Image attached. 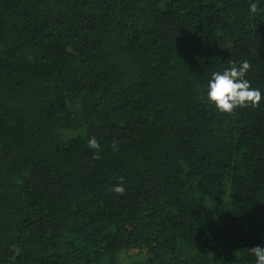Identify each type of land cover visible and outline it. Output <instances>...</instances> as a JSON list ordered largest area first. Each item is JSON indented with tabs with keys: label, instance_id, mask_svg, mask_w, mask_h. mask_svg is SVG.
<instances>
[{
	"label": "trees",
	"instance_id": "16d2710c",
	"mask_svg": "<svg viewBox=\"0 0 264 264\" xmlns=\"http://www.w3.org/2000/svg\"><path fill=\"white\" fill-rule=\"evenodd\" d=\"M251 2L0 0V264H252L264 99L204 91L247 60L264 93Z\"/></svg>",
	"mask_w": 264,
	"mask_h": 264
},
{
	"label": "clouds",
	"instance_id": "9594fccd",
	"mask_svg": "<svg viewBox=\"0 0 264 264\" xmlns=\"http://www.w3.org/2000/svg\"><path fill=\"white\" fill-rule=\"evenodd\" d=\"M260 4H264V0H253L249 4L248 12L250 17L261 14ZM251 68V64L244 60L238 65L230 63V66L221 70L214 71L210 74L205 85V98L217 112L230 114L237 107H247L249 105L255 107L264 99V93L261 89L251 87L246 74ZM90 150H96L95 158L99 159L100 145L95 137H91L87 141ZM117 145L113 143V149L116 150ZM116 194H123L125 187L122 180L112 185L109 189ZM249 255L253 258L252 264H264V238L260 244L248 249Z\"/></svg>",
	"mask_w": 264,
	"mask_h": 264
}]
</instances>
